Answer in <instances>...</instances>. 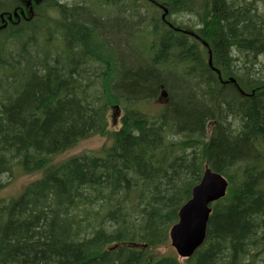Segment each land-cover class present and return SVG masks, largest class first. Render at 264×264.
Wrapping results in <instances>:
<instances>
[{
	"label": "trees",
	"instance_id": "1",
	"mask_svg": "<svg viewBox=\"0 0 264 264\" xmlns=\"http://www.w3.org/2000/svg\"><path fill=\"white\" fill-rule=\"evenodd\" d=\"M207 166L203 244L156 254ZM15 167L0 264H264V0H0V191Z\"/></svg>",
	"mask_w": 264,
	"mask_h": 264
},
{
	"label": "water",
	"instance_id": "2",
	"mask_svg": "<svg viewBox=\"0 0 264 264\" xmlns=\"http://www.w3.org/2000/svg\"><path fill=\"white\" fill-rule=\"evenodd\" d=\"M166 13L165 9L163 17ZM161 97L167 100L168 92L164 87ZM227 188V178L207 166L201 180L193 187L191 198L180 208L178 222L170 230L171 243L179 256L188 258L203 244L212 211L210 204L224 197Z\"/></svg>",
	"mask_w": 264,
	"mask_h": 264
},
{
	"label": "rangeland",
	"instance_id": "3",
	"mask_svg": "<svg viewBox=\"0 0 264 264\" xmlns=\"http://www.w3.org/2000/svg\"><path fill=\"white\" fill-rule=\"evenodd\" d=\"M148 7H150V6L147 4L142 5V9L144 11H146V13L149 10ZM30 9H31V7H30ZM164 13H165V11H164ZM189 18L193 19L192 17H189ZM146 19H147V17H146ZM141 25H142V23H141ZM163 103L164 102L161 99L160 100L154 99L151 101H145L142 103L141 108L146 109L147 112L154 113L157 110H159L160 107H162L164 105ZM112 115L110 116V128L111 129H118L120 126V119L119 118L121 117L122 113H119V114L117 113L115 117H114V115L113 116ZM116 119H118L119 121L118 120L116 121ZM108 142H110L108 138L103 137V136H99V135H94L90 138L83 139V140L79 141L73 148L69 149L68 151L64 152L63 154H60L58 156V160L65 159V158H68V157L76 155V154H81L85 151L98 150L103 145L108 144ZM38 175H39V173H30V174L29 173L28 174L23 173L20 170V168L15 167V170L10 172V174L5 175L4 181L7 182V185L0 191V197L1 198H10V197L18 195L23 190V188L26 186V184L31 182L32 180H34ZM154 251L156 252V254H176L181 261L184 260L183 257L178 255L176 248L172 245V243L170 241L168 244H166L164 246H160V247L155 248Z\"/></svg>",
	"mask_w": 264,
	"mask_h": 264
}]
</instances>
